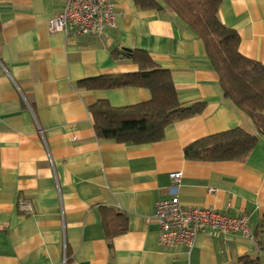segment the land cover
Instances as JSON below:
<instances>
[{
    "label": "crops",
    "instance_id": "1",
    "mask_svg": "<svg viewBox=\"0 0 264 264\" xmlns=\"http://www.w3.org/2000/svg\"><path fill=\"white\" fill-rule=\"evenodd\" d=\"M109 1L116 27L77 38L48 31L59 0L0 1V264H237L244 256L264 264V252L239 233H200L190 249L159 243L154 204L172 193L187 208L246 216L252 232L264 216V139L243 162L186 159L184 148L202 137L258 132L222 96L188 26L135 0ZM219 17L239 36L240 54L264 65V0H222ZM114 49L148 53L170 72L180 103H203L201 113L152 144L98 139L89 112L98 100L122 108L151 97L137 87L80 88L83 80L138 71ZM173 172L182 173L175 187ZM100 210L120 214L127 230L113 235L115 222L104 228Z\"/></svg>",
    "mask_w": 264,
    "mask_h": 264
},
{
    "label": "trees",
    "instance_id": "2",
    "mask_svg": "<svg viewBox=\"0 0 264 264\" xmlns=\"http://www.w3.org/2000/svg\"><path fill=\"white\" fill-rule=\"evenodd\" d=\"M221 3L222 0H135L139 9L166 11L196 34L218 75L222 96L247 117L258 132L257 136L243 128H235L202 137L184 148V157L206 162H243L258 139H264V65L240 54L239 36L220 20ZM118 55L136 64L138 71L83 80L78 82L80 88L111 90L137 87L148 90L151 97L146 102L122 108L112 107L106 100H98L89 108L98 139L129 146L152 144L161 141L165 129L175 122L201 113L203 103H180L170 72L153 62L148 53L112 50L114 58ZM100 213L104 228L110 219L115 222L111 226L113 235L127 230L126 219L120 214L109 210H100ZM252 236L256 249L264 252V216L252 231ZM237 264H258V258L244 256L237 260Z\"/></svg>",
    "mask_w": 264,
    "mask_h": 264
},
{
    "label": "built area",
    "instance_id": "3",
    "mask_svg": "<svg viewBox=\"0 0 264 264\" xmlns=\"http://www.w3.org/2000/svg\"><path fill=\"white\" fill-rule=\"evenodd\" d=\"M59 1L63 3V8L49 21L50 33H61L66 38L107 36L116 27L114 5L109 0ZM181 177V172L170 173L171 185L177 186ZM213 191L210 190V193ZM18 205L23 211H31L23 202ZM154 218L158 225V241L164 246L183 245L190 249L200 233L214 237L239 233L253 241L246 216H226L209 207L187 208L180 204L174 193L169 199L155 202ZM65 263L66 258L62 264Z\"/></svg>",
    "mask_w": 264,
    "mask_h": 264
}]
</instances>
